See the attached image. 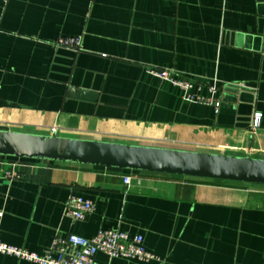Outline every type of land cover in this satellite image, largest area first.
I'll use <instances>...</instances> for the list:
<instances>
[{"label":"crops","instance_id":"1","mask_svg":"<svg viewBox=\"0 0 264 264\" xmlns=\"http://www.w3.org/2000/svg\"><path fill=\"white\" fill-rule=\"evenodd\" d=\"M78 36L82 51L54 44ZM151 69L193 95L216 85L219 111ZM0 80V130L264 159V0H0ZM71 195L94 203L85 220L66 215ZM0 214L2 241L38 254L120 230L157 259L96 264H264L251 184L0 157Z\"/></svg>","mask_w":264,"mask_h":264},{"label":"water","instance_id":"2","mask_svg":"<svg viewBox=\"0 0 264 264\" xmlns=\"http://www.w3.org/2000/svg\"><path fill=\"white\" fill-rule=\"evenodd\" d=\"M0 157L264 186V159L0 130Z\"/></svg>","mask_w":264,"mask_h":264},{"label":"built area","instance_id":"3","mask_svg":"<svg viewBox=\"0 0 264 264\" xmlns=\"http://www.w3.org/2000/svg\"><path fill=\"white\" fill-rule=\"evenodd\" d=\"M9 0H5L7 3ZM58 48L82 51V37H60L55 43ZM150 74L184 92V100L191 103L205 104L213 106L219 111L221 102L215 98L218 93L216 85L209 86L210 96L193 95L191 90L195 87L187 80L179 79L168 70L151 69ZM1 85V80H0ZM201 90V87H198ZM262 113H255L252 120V131H257L262 122ZM56 134V129L52 130ZM18 175L14 172H7L6 177L15 179ZM132 177L124 176V183L130 185ZM94 211V203L82 196L71 195L66 202V215L75 221H83ZM2 214H0V217ZM102 253L110 259H129L141 262H151L157 257L147 251L144 246V238L141 235L131 236L127 232L120 230H103L94 238L86 239L74 234L62 236L57 235L52 245L42 254L33 253L25 249L6 244L1 239L0 234V255L15 257L17 259L35 264H96L95 257Z\"/></svg>","mask_w":264,"mask_h":264},{"label":"rangeland","instance_id":"4","mask_svg":"<svg viewBox=\"0 0 264 264\" xmlns=\"http://www.w3.org/2000/svg\"><path fill=\"white\" fill-rule=\"evenodd\" d=\"M253 186L264 189V186H258V185H253Z\"/></svg>","mask_w":264,"mask_h":264},{"label":"trees","instance_id":"5","mask_svg":"<svg viewBox=\"0 0 264 264\" xmlns=\"http://www.w3.org/2000/svg\"><path fill=\"white\" fill-rule=\"evenodd\" d=\"M126 172H131V171H126Z\"/></svg>","mask_w":264,"mask_h":264}]
</instances>
